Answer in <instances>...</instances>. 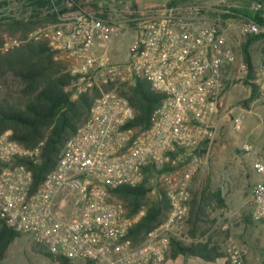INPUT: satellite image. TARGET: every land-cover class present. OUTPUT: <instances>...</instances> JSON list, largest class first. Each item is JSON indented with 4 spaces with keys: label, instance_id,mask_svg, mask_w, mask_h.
I'll return each mask as SVG.
<instances>
[{
    "label": "built area",
    "instance_id": "2783aa9c",
    "mask_svg": "<svg viewBox=\"0 0 264 264\" xmlns=\"http://www.w3.org/2000/svg\"><path fill=\"white\" fill-rule=\"evenodd\" d=\"M248 10L264 17V1L252 0ZM101 11L100 6L98 11H72L25 38L0 43L3 54L29 41H47L55 58L66 60L75 77L66 89L73 100L91 89L100 90L56 167L35 190L32 172L21 161H38L43 143L27 149L11 139V131L0 135V220L44 244L52 255L75 263L162 264L172 238L189 239L181 225L188 218L193 179L213 147L226 91L248 73L241 43L264 34V27L244 15L236 19L229 4L165 3L143 12L123 9L124 17L109 7L107 18ZM131 25L137 42L127 62H115L98 51ZM138 78L164 95L150 127L140 132L127 128L135 110L119 89L133 86ZM254 82L264 100V49ZM232 125L240 131L242 118H234ZM251 149L243 145L244 151ZM153 164L157 173L150 196L161 197L162 190L169 210L165 220L133 246L125 236L146 207L128 216L111 190L138 185L143 168ZM253 167L264 173L262 160ZM248 204L253 219L264 222V180L252 185ZM225 252L227 264H250L246 249L235 242Z\"/></svg>",
    "mask_w": 264,
    "mask_h": 264
},
{
    "label": "trees",
    "instance_id": "16d2710c",
    "mask_svg": "<svg viewBox=\"0 0 264 264\" xmlns=\"http://www.w3.org/2000/svg\"><path fill=\"white\" fill-rule=\"evenodd\" d=\"M99 1L17 0L29 15L21 19H0V43L10 38H25L33 29L57 22L59 16L72 11H98ZM241 1L249 4L252 0ZM10 3V0H0V8L7 7ZM177 3L178 0L168 2L170 5ZM132 7L137 8L134 0ZM232 12L234 17L244 15L264 27V17L261 14H251L245 8H233ZM261 41H264V34L248 36L241 43L242 58L248 67L242 83L250 90L248 98L241 105L247 109L253 102L260 100V87L254 82L256 67L253 58L255 45ZM74 78L68 71L67 62L55 59V50L47 41H29L8 53L0 54V86L4 89V94L0 96V135L11 131V139L27 149H34L43 143L38 161H21L32 172V190L54 170L66 142L87 119L93 103L100 96V90L94 88L73 100L66 89ZM109 89L110 86L104 87V90ZM119 89L120 94L128 99L135 110L134 119L128 123L127 128L136 132L149 128L151 116L161 105L164 95L154 91L150 82L144 78H138L133 86H121ZM154 173H157L155 165H149L143 168V179L138 185H122L111 190L112 196L123 203L128 216H134L143 206L146 207L145 214L125 236V240H129L133 246L143 242L147 234L165 220L169 210L168 199L161 189V197L150 196ZM225 206L222 191L213 188L211 178L207 175L201 190L192 189L187 218L189 239L183 241L172 238L171 257L183 254L210 261L216 259L218 252H212L214 248H209L206 243L196 242L195 233L202 225L208 224V219H205L208 217V210L222 209ZM20 236V233L0 220V263L9 246ZM48 257L57 264H75L66 257L51 253H48Z\"/></svg>",
    "mask_w": 264,
    "mask_h": 264
},
{
    "label": "rangeland",
    "instance_id": "374dc122",
    "mask_svg": "<svg viewBox=\"0 0 264 264\" xmlns=\"http://www.w3.org/2000/svg\"><path fill=\"white\" fill-rule=\"evenodd\" d=\"M10 2L12 6L11 13L22 14V17H27L29 15V12L25 13L23 11L22 5L18 3L17 0H10ZM146 2L148 1H143L142 10L156 9L159 7L150 8L151 5H147ZM182 2H193L208 6L229 4L232 9L245 8L246 10H248L249 6V4H244L241 0H183ZM98 5L102 7L100 14L103 15L104 18H107L110 14L109 7L119 10L116 14L118 17H124V15H126L121 12V10L126 9L125 0H100ZM128 6L129 9L136 10L132 5ZM235 18L237 19L238 16ZM234 32L237 34V27L234 28ZM136 42L137 34L134 26L131 25L126 30L115 35L105 47L99 48L98 51L100 53H106L110 60L125 63L129 59L130 53L136 45ZM263 49L264 41L257 42L253 58L256 69L259 66L260 53ZM56 60L67 62L64 59ZM243 78L244 76L238 78L234 85L229 88L224 95L219 130L206 164H204L202 170L193 179V190H201L204 179L208 175L211 178L213 188L215 187L214 184L219 183L228 191L230 197H235V195L236 197L238 196L237 198H239V196H248L250 192L252 182L249 178V174L253 178L254 172L248 170L246 167L244 157L248 158L249 155L243 150V145H251L248 132L258 125V121H254L253 114L255 110L256 112L258 111L257 107L264 105V100L261 99L253 102L249 109L241 105V102L248 98L250 94V90L242 83ZM121 86L129 87L128 85ZM3 94L4 89L0 86V96ZM236 117H241L243 120L242 129L240 131L234 130L232 125V121ZM153 181L154 180H152V182ZM152 197L153 196H151V198ZM209 211L211 210H208V212ZM184 225L186 231L187 220L184 222ZM186 233L188 235V230ZM48 253V248L44 244L36 243L28 234H21V236L9 246L7 254L0 264H57V262L48 257Z\"/></svg>",
    "mask_w": 264,
    "mask_h": 264
},
{
    "label": "crops",
    "instance_id": "0c3cea01",
    "mask_svg": "<svg viewBox=\"0 0 264 264\" xmlns=\"http://www.w3.org/2000/svg\"><path fill=\"white\" fill-rule=\"evenodd\" d=\"M144 0H134L137 11L142 10ZM147 5L151 7L161 6L172 0H146ZM183 0H178V3H183ZM190 1V0H188ZM120 2V1H119ZM122 2V1H121ZM126 7L132 5V1L125 0ZM148 10V9H147ZM258 111H254V121H258V125L250 129L248 137L251 139V151L247 152L249 157H244L248 170L254 172L253 178L249 174L252 185L264 180V173H257L253 167L257 160H262L264 163V105L257 107ZM216 189L222 191V197L225 201V208L213 209L207 213L205 219H208L207 225H202L196 231V242H202L209 245V248H214L212 252H218L219 256L214 260H204L200 257L179 254L176 257H171L170 251L166 260L162 264H227L226 247L230 242H235L246 249L245 259L250 264H264V222L256 221L252 217V209L247 204L248 196L230 197L228 191L219 183L214 184ZM252 188V186H251ZM251 191V189H250ZM238 200V201H237ZM225 224L229 225L227 230L223 229ZM181 232L187 235L189 230L188 224L185 231V225H181ZM188 236V235H187ZM189 238V237H188Z\"/></svg>",
    "mask_w": 264,
    "mask_h": 264
},
{
    "label": "water",
    "instance_id": "95a60500",
    "mask_svg": "<svg viewBox=\"0 0 264 264\" xmlns=\"http://www.w3.org/2000/svg\"><path fill=\"white\" fill-rule=\"evenodd\" d=\"M12 10V6L8 5L7 7L0 8V19L3 17H17L18 19L22 18L20 14H13L10 11Z\"/></svg>",
    "mask_w": 264,
    "mask_h": 264
}]
</instances>
